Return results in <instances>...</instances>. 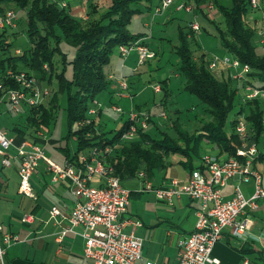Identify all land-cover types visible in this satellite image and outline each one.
Returning <instances> with one entry per match:
<instances>
[{
	"label": "built area",
	"instance_id": "2783aa9c",
	"mask_svg": "<svg viewBox=\"0 0 264 264\" xmlns=\"http://www.w3.org/2000/svg\"><path fill=\"white\" fill-rule=\"evenodd\" d=\"M72 0H58L61 8H68ZM90 0H84V4ZM251 9L261 8V0H248ZM175 0H159V4L153 10V17L167 10ZM177 11H186L194 14V7L184 1L175 5ZM214 9L212 2L205 4V11L210 13ZM19 13L15 8L6 7L0 13V30L5 28H16ZM86 19V15L81 16ZM189 27L195 34L200 31V25L196 21H190ZM259 45L264 54V14H262L260 26L257 29ZM142 37L129 45L121 44L117 51L122 58L135 50L138 54V63L156 59V52L149 48ZM15 53L21 50L15 48ZM208 68L214 71L219 65L228 68L230 77L238 85L241 102L246 103L254 99L264 101V88L256 86L248 81L247 73L250 71L248 64H242L237 58L229 54H209ZM44 71L49 67L44 64ZM116 87L115 94L121 98H128L132 101V92L128 81L124 76L114 77ZM5 82H13L15 86L5 87ZM242 83V86H240ZM155 93L162 91L159 83L152 86ZM51 90L48 86L39 82L38 76L33 72L23 69L6 68L0 72V97L7 99L10 108L14 112H20L23 106L28 108L37 107L49 96ZM97 101L92 100L91 107L88 108L86 119L90 123L98 114ZM112 108L119 113L124 110L119 105ZM126 127L123 130L120 140L129 141L135 138L139 131H145L149 127L150 116L148 113L136 109L133 105L126 112ZM162 118H167L166 111L159 113ZM234 132L243 140L236 149L234 155L224 158L210 153L200 154L201 168L193 169L186 181L171 178L163 186L153 187L146 182L144 189L154 191L157 199L172 204L181 196H187L199 202L196 211V222L193 231L179 241L177 259L179 264H213L217 259L212 256L214 245L223 237L224 231L231 227L237 233L243 234L249 230L252 222L248 218V212L258 206V200L264 199V187H262V175L255 168L254 160L259 155L258 142H248L245 136L249 132V121L238 114L235 119ZM99 134V133H97ZM14 140L8 135L7 130L0 129V146L7 149ZM264 143V138H262ZM19 166L18 192L25 196L35 198L31 175L36 171L40 161L45 165L46 170L51 174L53 181L68 179L70 191L75 197V203L68 215V224L61 228L56 235V240L60 241L69 231L79 228L84 241L83 254L92 261V264H136L141 260L142 240L134 233V229L141 225L138 220L126 219L123 217L129 204L131 191L125 188L119 176L109 166L101 152L112 151L110 145H106L102 150L98 145L88 148L87 152H82L77 161H66L63 166L51 162L46 156L42 146L31 140H25L18 147ZM4 165H9L8 157L2 160ZM139 176H144L145 171L138 172ZM98 177L102 183L93 185L92 180ZM233 179L237 182L233 185L232 195L224 197L222 189ZM253 184V192L250 196H245L241 184ZM50 217L61 216V210L57 206L49 209ZM34 219L33 214L24 213L21 216L22 222L30 223ZM131 225L130 232L125 231V227ZM18 237L3 229L0 222V264H5L7 248ZM248 261L245 260L244 264ZM143 264H156L152 261H145Z\"/></svg>",
	"mask_w": 264,
	"mask_h": 264
},
{
	"label": "trees",
	"instance_id": "16d2710c",
	"mask_svg": "<svg viewBox=\"0 0 264 264\" xmlns=\"http://www.w3.org/2000/svg\"><path fill=\"white\" fill-rule=\"evenodd\" d=\"M58 0H0V13L9 3L15 4L24 12L28 26L29 46L19 54H9L12 39L9 38L7 28L0 30V72L6 68L23 69L36 74L39 79L51 84L55 75L59 81V91L66 92V112L68 132L67 136H75L78 143L77 154L68 161H77L80 153L93 145L101 150L110 145L112 151L101 152L105 162L111 166L114 173L122 180L137 174L141 164H145V172L151 176L153 171L163 163V157L171 152H178L189 159L186 165H191V158L198 153L200 143L206 139L219 148V154L234 155L243 141L232 130L225 131V123L229 110L233 106L235 89L230 85V77L219 78L208 68V54L194 55L191 40L197 43L193 30L188 24L178 26L177 44L174 53L178 59V69L185 78V89L193 94L204 106L208 114L207 119H199V123L191 130L183 129L178 122H173L176 137L162 131L158 138L150 133L139 131L137 138L121 141L120 137L126 124L116 132L112 138L104 137V133L97 129L95 118L90 123L88 108L92 100L102 90L107 89L111 79L105 72L111 55L121 44L129 45L142 38L140 33H132L128 28L130 17L141 11L138 7L140 0H90L87 3V18L82 19L71 13L70 8H61ZM191 4L195 12L202 10V5L210 1L218 14L222 16L224 27L215 18H207L215 24L221 48L226 54L237 58L242 64H248L250 71L247 79L252 84L264 88V54L257 49L259 37L255 26L249 23L250 8L248 0H230L226 5L218 0H182ZM264 0H261V2ZM103 7V8H101ZM100 10V11H99ZM256 29V30H255ZM76 47V53L71 59L73 76L65 78V60L60 72L55 70L53 56L60 52L61 37ZM15 35V32H13ZM55 40V42H53ZM46 64V72L42 66ZM255 81L260 84H256ZM5 87L15 86L13 82H5ZM162 91H165L166 81H162ZM58 90H54L48 103L28 108L30 125L32 127H47L54 118V108L58 105ZM262 100L254 99L242 103L248 105L250 113L249 132L245 140L259 142L264 138V111L260 108ZM150 123V119H149ZM99 133V134H97ZM33 141V140H32ZM35 142V141H33ZM118 146V147H117ZM79 153V154H78Z\"/></svg>",
	"mask_w": 264,
	"mask_h": 264
},
{
	"label": "crops",
	"instance_id": "0c3cea01",
	"mask_svg": "<svg viewBox=\"0 0 264 264\" xmlns=\"http://www.w3.org/2000/svg\"><path fill=\"white\" fill-rule=\"evenodd\" d=\"M144 1L146 2L147 14L152 20V26L156 21L157 32L165 24L178 20L176 17L178 11L175 9V5L182 0H175V3L159 14L161 15L159 17L157 15V17H153V10L159 4V0ZM205 4L202 5L201 15H205L209 19L216 17L218 14L217 10L214 8L210 13H207ZM69 8L71 13L76 16H87L88 8L87 3L84 4V0H72ZM149 24L144 23L145 26H149ZM186 24H188L187 21L181 20L177 24V28ZM194 36L197 39L199 32L194 34ZM144 42L149 46L148 36H146ZM150 49L154 50L152 47ZM154 51L156 52V59L145 62L146 66L152 62L156 67V62L160 60L158 52ZM137 61L138 54L135 50H132L125 59L120 56L118 51L111 55L109 63L105 66L107 68L106 73L108 75L112 73L114 77H118V75L124 76L128 81L133 96L132 101L128 98L118 97L115 94L114 79L111 80L107 92L103 96L106 100L95 117L97 129L104 133V137L112 138L126 124V112L133 105L136 109L149 114L150 123L147 131L153 138H158L163 130L169 135L176 137L173 122L178 120L181 123L182 114L177 103L173 102L172 96L174 91H178V93L184 91L190 94L184 87L185 78L183 87L181 85L173 86L166 78L161 79L166 81L165 91H162L163 96L158 102L154 103V106H149L150 102H147L145 95L146 85L144 84L146 77L143 74V70L137 66ZM213 72L219 78L230 77L231 73L228 68L222 65H219ZM149 76L151 78L152 74ZM39 82L45 85L44 80L39 79ZM178 96L179 94L177 98ZM152 100L155 101V97ZM42 104L45 105V100ZM116 104L122 107L123 113L116 112L112 108ZM158 105L169 106L170 110H168L171 111V114L169 113L168 120H166L167 118L158 117L154 111ZM111 109L114 111L113 113H117L116 115L119 116L118 120L111 119ZM29 114L27 106H23L20 112L12 111L9 101L0 97V129L7 130L8 135L14 140L13 144L7 149H3L0 146V222L4 231L18 237V240L7 248L5 264H92V261L83 254L84 241L79 228L67 232L62 240H56L57 233L68 224V215L75 203V197L70 191L68 179L53 181L44 163L40 161L36 171L30 177L35 198L18 192L17 168L19 166V156L17 150L23 141L33 140L40 144L45 156L59 166H63L67 158L74 157L78 149L76 137L73 135L67 136L68 123L64 138L59 139L58 137H52L53 135L51 134L53 132L51 133L48 130L50 124L45 128L32 127ZM119 120L121 121L119 128L116 130L111 129L114 131L112 136L107 135V132L111 131L108 130L109 125L112 122L117 123ZM46 128L47 131L45 130ZM70 140H73V144L70 143ZM59 142L63 144L61 145ZM47 145H51V148H46ZM258 147L259 155L254 160V166L262 175L261 184L264 187V143H262V139L258 142ZM55 149L59 150L63 156L60 157ZM87 150L83 152H87ZM205 152L222 158L228 156L226 153L219 154V148L204 139L200 143L199 154L191 158V165L185 164L186 160L189 159L187 156L178 152H171L163 157L162 165L155 169L151 176H148L146 172L144 176L138 175L139 171H145V164L143 163L136 175L121 180V183L126 181L129 184H134L138 180L142 185V189L136 191L132 186L127 188L122 184L131 191L127 211L123 217L138 220L141 223L140 226L134 229V233L142 240L141 260L136 264H143L145 261H152L156 264H179L177 259L178 243L193 231L199 202L187 196H181L172 204L159 200L160 202L157 204H146L147 207L149 205L153 206V211H145L143 214L138 215L134 213V206L130 202V197L137 198V201H139L142 197L148 195L147 192H154L144 189L146 182H149L155 188L163 186L171 178L186 181L193 169H202L200 154ZM4 157L9 158V165L2 163ZM236 182L237 180L233 179L222 189L224 197L232 195L233 185ZM101 183L102 181L98 177L92 180L93 185H100ZM241 188L247 197L252 194L254 189L251 182L241 184ZM52 206H57L61 210L62 215L55 218L50 217L49 209ZM24 213L33 214V221L30 223L22 222L21 216ZM247 216L252 222L249 230L239 234L235 229L229 227L224 231L223 237L214 245L212 256L218 261L213 264H244L245 260L248 261L247 264H264V199L258 200V206L254 210L249 211ZM131 230V225L125 227L126 232Z\"/></svg>",
	"mask_w": 264,
	"mask_h": 264
},
{
	"label": "rangeland",
	"instance_id": "374dc122",
	"mask_svg": "<svg viewBox=\"0 0 264 264\" xmlns=\"http://www.w3.org/2000/svg\"><path fill=\"white\" fill-rule=\"evenodd\" d=\"M210 2V1H207ZM218 2L230 5V0H218ZM146 2L144 0H140V2L137 4L138 7L141 8V11L138 13L133 14L130 17V21L128 24V28L132 33H140L144 36H148V42L150 48L152 47L154 50H156L159 54L160 60L156 62L155 65L150 62L145 65L139 64L137 61V66H139V69L143 70V74H145V84L146 85V99L147 102H150L149 106H154L155 102H158V100L163 96V92L155 93L153 91L152 86L154 84L159 83L161 85L162 81L161 79L166 78L170 84H173V86H182L183 87V80L184 77L180 75L179 69H178V59L176 54L174 53V47L177 44V35H178V28L177 24L181 22V20H184L185 22L190 21H196L200 25V31L199 36L197 37V42L199 47L197 46V43L191 40V46L194 50V55L197 57L200 55L201 52L206 54H218L222 55L225 53V51L221 48L219 39H218V30L215 27V24L211 23L208 19H206L203 15H201L200 12H195L194 14H191L186 11H178L176 17L178 20H175L171 23H167L164 25V27L156 31L157 24L155 21V24L152 26V20L149 17V14H147V7ZM205 4V3H204ZM6 7L15 8L19 13V18L17 21V27L16 28H8L7 33L9 35V38L12 39V44L9 47V54H15V48H19L21 51L26 50L29 46V37H28V26L26 23V18L24 15V12L20 10L15 4L9 3ZM103 8V7H101ZM100 11V10H99ZM262 14H264V1L261 2V8L256 9L254 11L250 12V20L249 23L255 26L256 29L260 26ZM197 15V16H196ZM158 17L161 15H157ZM156 16V17H157ZM196 16V17H195ZM215 20L220 22V27L223 28L224 24L222 22V16L220 14H217L216 17H214ZM150 23L149 26H145L144 23ZM152 26V27H151ZM255 29V30H256ZM15 32V35L13 34ZM57 35L61 37V40L59 42L60 52L56 53L53 56V62L55 65V70L57 72H60L63 68V54L66 55L65 60V78L71 79L73 76V64L71 63V59L76 53V47L71 46L67 44L60 33V31L56 32ZM55 42V40H53ZM257 49L261 51L260 47L258 46ZM149 68V69H148ZM107 71V68H105V72ZM178 73V76H177ZM107 74V73H106ZM150 74H152V77L150 78ZM108 75V74H107ZM112 76H114L111 73ZM109 76V75H108ZM119 76V75H118ZM225 78H228L227 76ZM231 78V77H230ZM256 84H260L259 82L255 81ZM230 85L232 86L235 91H237V83L235 81H232L230 79ZM45 86H48L51 90V93L49 96L45 99V106H49V99L51 98V94L54 90L59 91V81L58 78L54 75L51 81V84H46ZM240 86H242V83H240ZM162 87V85H161ZM181 87V88H182ZM107 92V89L102 90L97 96L95 97V100L97 101L98 105L95 106V108L100 109L102 108L101 105L105 102V98L103 97ZM173 102L177 103V106L181 110V127L183 129H193L198 123L199 119H207L208 114L204 110L205 106L193 95L183 92L178 93V91L173 92ZM179 94L178 98L177 95ZM66 92H58V105L54 108V118L50 122L49 129L50 132L53 134L52 137H58L61 139L64 138L66 132H67V122H66ZM155 97V101L152 100V98ZM104 98V99H103ZM189 98V100H188ZM101 99V100H100ZM108 102V101H107ZM118 105V104H116ZM241 105V97L239 92H236V95L234 97L233 106L228 112L226 123H225V131L228 133L232 130V121L235 119V117L240 114L242 117L247 118V116L250 113V108L248 105L242 106V111L239 112ZM120 106V105H119ZM168 105L159 106L155 108V112L157 113L159 117V113L164 110L167 114V119L169 113L171 114L170 109L168 108ZM260 108L262 111H264V101H261ZM169 109V110H168ZM110 110V109H109ZM112 110V109H111ZM114 111H110V114H112V120H118L119 116L113 113ZM117 118V119H116ZM161 118V117H160ZM121 121L119 120L117 123H111L108 127V130L111 129H118L120 126ZM47 131V128L45 129ZM164 131V130H163ZM114 131L107 132V135L112 136ZM63 142V141H62ZM62 142H59L61 145ZM58 143V144H59ZM70 143L73 144V140H70ZM46 148H51V145H47ZM56 153L62 157V153L59 150H56ZM122 184L125 187H133L136 191H140L142 189V185L140 181H135L134 184L126 183V181H123ZM132 188V189H133ZM147 196L142 197L139 201H137V198L130 197V202L134 206V213L140 215L143 214L145 211H153L154 207L149 205L148 207L146 204H157L159 203V199H157L154 192H147ZM151 194V196H149ZM134 200V201H133ZM143 217V216H142Z\"/></svg>",
	"mask_w": 264,
	"mask_h": 264
}]
</instances>
